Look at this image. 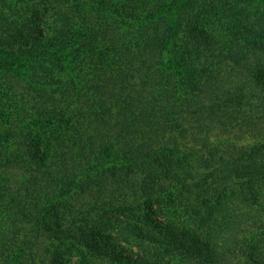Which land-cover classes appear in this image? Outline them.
<instances>
[{
	"label": "trees",
	"instance_id": "trees-1",
	"mask_svg": "<svg viewBox=\"0 0 264 264\" xmlns=\"http://www.w3.org/2000/svg\"><path fill=\"white\" fill-rule=\"evenodd\" d=\"M245 1L0 0V264H264Z\"/></svg>",
	"mask_w": 264,
	"mask_h": 264
},
{
	"label": "rangeland",
	"instance_id": "rangeland-1",
	"mask_svg": "<svg viewBox=\"0 0 264 264\" xmlns=\"http://www.w3.org/2000/svg\"><path fill=\"white\" fill-rule=\"evenodd\" d=\"M218 2H221V0H217ZM243 4L247 7L248 11L253 12V8L256 6V1L255 0H246L245 2H243ZM251 6V7H250ZM229 134L231 137L236 138V133H234V131H229Z\"/></svg>",
	"mask_w": 264,
	"mask_h": 264
}]
</instances>
